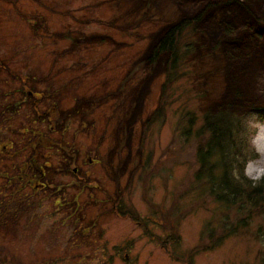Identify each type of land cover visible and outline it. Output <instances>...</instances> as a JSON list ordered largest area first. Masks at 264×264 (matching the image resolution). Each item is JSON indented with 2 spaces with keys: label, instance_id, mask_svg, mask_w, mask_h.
Returning <instances> with one entry per match:
<instances>
[{
  "label": "rangeland",
  "instance_id": "obj_1",
  "mask_svg": "<svg viewBox=\"0 0 264 264\" xmlns=\"http://www.w3.org/2000/svg\"><path fill=\"white\" fill-rule=\"evenodd\" d=\"M180 1L194 10L200 0H0V166L10 165L0 170L10 183L0 187L2 257L264 264V201L222 200L196 177L204 115L233 102L225 49L235 36L250 46L244 25L258 28L264 0H244L252 18L234 3L192 22L165 86L167 52L156 63L146 56L185 15ZM245 50L235 83L255 104L237 118L234 145L247 158L246 180L258 184L264 174L249 167L261 157L264 45Z\"/></svg>",
  "mask_w": 264,
  "mask_h": 264
},
{
  "label": "trees",
  "instance_id": "obj_2",
  "mask_svg": "<svg viewBox=\"0 0 264 264\" xmlns=\"http://www.w3.org/2000/svg\"><path fill=\"white\" fill-rule=\"evenodd\" d=\"M240 1L242 0H200L198 2L196 1L197 3L195 7L197 9L194 10L191 9L189 5L183 8L184 3L182 1L179 2L181 3V11L183 10L184 13L186 12L185 15L182 16V19L178 22L176 21L172 25L166 26L164 28L161 36H159L160 39L158 43L151 49L149 48L147 53L148 55L146 56L147 62L156 63L159 55L164 51L167 52V66L169 75L167 77L165 86L174 79L176 71L173 72V69L175 67L170 66L171 63L176 66L179 61L181 55L180 46L182 38L185 37L183 36L184 32L190 27L191 23L194 21L199 22L205 16V14L212 9L219 11L222 6L232 5L234 3L242 6L245 12L252 18L254 15V9L252 5L245 2L244 0L243 2ZM254 1V3H256L257 0ZM131 11L133 13L138 11V6L132 4L128 12L130 13ZM188 11H192L193 13L188 14ZM146 20H144V22ZM254 21L258 23V28H255L253 25L249 24V21L244 25L250 31V46L244 45L243 41L241 40L242 36H235V38L228 42V45L225 49L229 60L226 72L229 76L230 83L225 95L233 102L225 101L222 104H219V107L216 109V111L207 112L203 118V125H201L203 130L209 132V136L206 139L205 146L200 148L197 154V158L200 163V169L196 173V177L197 179H204L208 181L210 186L212 185V191L215 192L220 199L226 201L232 200V197H239V199L249 197L252 202L264 201V181L255 184L253 181L246 180L244 173L247 158L240 151V149L234 145V135L237 131H239V121L237 118H239V116L242 114L241 112H244L247 108H251L255 104L252 98L240 96L241 90L235 83L240 77L238 69L242 66L244 68V63L250 61L249 57L245 56L244 54L246 51L245 48L247 47L249 49L259 44L264 45V18H257V20L254 19ZM225 25H227L225 33L228 37H230L232 34L230 24ZM256 38L263 40L262 43H258ZM208 47L213 49L210 46ZM165 54L166 53H163L162 55ZM16 76L19 78L18 75ZM234 85H236L235 88H233ZM159 110L160 109H158L157 112ZM158 115H160V113L154 116L157 117ZM151 121L152 118L149 120V122ZM235 147L236 154L234 156L233 152ZM11 148L18 149L20 152L29 149L27 145L20 147L18 144H11ZM5 149H7V146H1L0 153H5ZM5 156L7 157L6 153ZM8 160H4L0 166V170H8V167L10 166ZM217 166L220 167L219 172L216 171ZM37 173L38 172L35 169L32 176H35ZM1 174L4 176V173ZM25 183L31 184V182ZM24 185L23 188L28 187L27 185L24 187ZM4 186H10V183H8L6 179L2 182L0 181V187ZM126 213L135 217V215L132 213ZM14 263L15 262H13L8 257H2L0 255V264ZM35 264H41V262H36Z\"/></svg>",
  "mask_w": 264,
  "mask_h": 264
},
{
  "label": "bare ground",
  "instance_id": "obj_3",
  "mask_svg": "<svg viewBox=\"0 0 264 264\" xmlns=\"http://www.w3.org/2000/svg\"><path fill=\"white\" fill-rule=\"evenodd\" d=\"M255 145L257 146L258 150L261 152V157L259 158L256 167L254 166L249 167V172L251 174L256 173L258 175H263L264 174V126L255 139Z\"/></svg>",
  "mask_w": 264,
  "mask_h": 264
}]
</instances>
